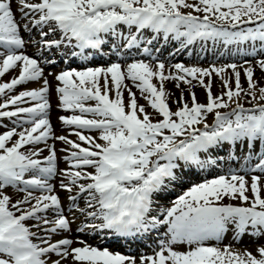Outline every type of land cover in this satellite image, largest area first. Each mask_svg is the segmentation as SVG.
<instances>
[{"label": "snow or ice", "instance_id": "6c2138e0", "mask_svg": "<svg viewBox=\"0 0 264 264\" xmlns=\"http://www.w3.org/2000/svg\"><path fill=\"white\" fill-rule=\"evenodd\" d=\"M145 29L183 47L235 45L253 60L166 69L143 47L147 61L119 62L140 50ZM106 37L121 40L108 49L118 62L69 66L73 58L84 64L100 55ZM29 45L33 56L24 51ZM258 57H264V0H0V78L18 72L0 82V128L7 129L0 133V264H264V58ZM46 67L59 71L45 75ZM168 83L179 92L175 111ZM19 86L25 90L14 94ZM53 98L71 113L58 117L68 135L55 133ZM57 141L65 147L58 150ZM237 145L238 169L231 166L241 160ZM223 148L231 158L225 174L191 184L171 206L157 203L195 170L218 165L211 154ZM245 236L255 254L235 247ZM109 244H138L151 254L113 252Z\"/></svg>", "mask_w": 264, "mask_h": 264}, {"label": "rangeland", "instance_id": "374dc122", "mask_svg": "<svg viewBox=\"0 0 264 264\" xmlns=\"http://www.w3.org/2000/svg\"><path fill=\"white\" fill-rule=\"evenodd\" d=\"M28 51H31L32 53L29 52V54H27ZM233 51H234V54H235L236 50H233ZM35 52H36V49H35L33 46H31L30 48L26 49V51H25V53H26L27 55H29V56H33ZM219 52L222 53V51H219ZM205 55L207 56V54H205ZM260 58H262V57H260ZM211 62H212V61H211ZM188 63H189V62H188ZM188 63H187V64H188ZM227 63H228L227 61L224 62V64H227ZM210 64H213V63H210ZM62 65H63V64H61L60 67H61ZM188 67H189V66H188ZM198 67H202V66L199 65ZM58 69H59V68H56V69H51V68H50V70H49V69H47V70H49V71H58ZM47 70H45V71H47ZM17 73H18L17 71H12V72H10L9 75H8V77H7V79H6V81H9L12 77H14L15 75H17ZM259 73H260L259 69H256V77H260V76H261V73H260V74H259ZM241 75H242V76H241V82H242V83L244 84V86L246 87L247 85H246V82H245V78H244L243 74H241ZM6 81H5V82H6ZM214 81H215V83H216V89H214V92H213L214 95H215V94H219L220 89H219V82H218L219 80H218V79H214ZM154 83H155V81H154ZM36 86L38 87L39 85L35 83L34 86H32V87L29 86V88H35ZM22 90H24V88L17 89V90H16V93H18L19 91H22ZM136 90H137V89H136L135 87L132 88V91H133V92H136V94H137L138 103L141 104V105H145V104H146V101H145L144 99L140 98V93H139L138 90H137V91H136ZM166 90L175 93V95H173V96L171 97V99L169 100V104H170L171 109H172L173 111H175L177 105H176L173 101L176 99V97L179 96V92L173 88V86H172L171 83H168V84L166 85ZM194 91L196 92V95H197V97H198V100H199L200 102H204V99H205V91H204V89L197 87V88L194 89ZM199 92H200V93H199ZM16 93H14V94H16ZM124 95H125V101H127V93H125ZM177 95H178V96H177ZM198 95H199V96H198ZM139 99H140V100H139ZM170 101H171V102H170ZM246 105H247V104H246ZM246 107H247V106H246ZM248 107H250V105H248ZM146 108H148V107H146ZM150 110H151V109L148 108V110H146V111H147V112H151ZM54 114H56V113L54 112ZM209 122H211V117H209ZM4 131H6V130L0 128V133H2V132H4ZM60 132H62V130H61ZM88 134L93 135V136L98 135V133H86V135H88ZM50 143H51V141H50ZM56 143H57V142H56ZM56 147H57V149L59 150V149L61 148V144H60V143H57V144H56ZM245 151H246V150H245ZM235 154H236V156H239V157H241V159H242V157H243V152L240 151V147H239V151L236 150ZM63 155H64L63 153L58 152V156H59V157H62ZM239 162H240V163H243V160H240ZM58 166H59L60 168H65L66 164L63 162L62 159H60V160L58 161ZM214 178H215V177H214ZM208 179H212V178H208ZM178 190H180V189H178ZM9 191H10V192H15V189H9ZM65 195H66V193H61V196H62V197H64ZM167 207H168V206H167ZM73 229H74V232H75V226H74ZM235 247H236V246H235ZM146 249H147L146 247H143V246H142L141 248L137 249V253H135V254H133V255H139L140 253H145ZM251 251L253 252V254H255V249H254V250H251ZM145 254H148V253H145Z\"/></svg>", "mask_w": 264, "mask_h": 264}, {"label": "bare ground", "instance_id": "6f19581e", "mask_svg": "<svg viewBox=\"0 0 264 264\" xmlns=\"http://www.w3.org/2000/svg\"><path fill=\"white\" fill-rule=\"evenodd\" d=\"M184 11H190V10H184ZM26 37V36H25ZM212 45L214 46V47H217V48H219L220 46H222L221 44H215V43H212ZM232 47V45H230V46H228L227 48H225V49H227L226 51H224V52H227L230 48ZM219 50V49H218ZM31 52V51H30ZM219 52V51H218ZM32 53V52H31ZM229 53H231V54H229ZM158 57V59L159 60H162V61H164L165 62V64H166V69H168L171 65H173L172 63H171V57H173V56H171V55H168V56H164V55H159V56H157ZM174 58V57H173ZM260 58V57H259ZM262 58H264V57H262ZM175 59V62L176 63H181V64H183V61L181 60V58H177V57H175L174 58ZM176 59H179V61H176ZM253 60V57H248V56H241V55H239V54H233L232 52H228V53H225V54H217L216 55V57H214L213 59H212V62L211 61H208V60H197V59H191V60H189L190 61V64L189 65H187V64H184L185 66H190V67H192V66H196V67H198L199 65L200 66H202L201 68H208V67H210L211 65H213V64H215L217 67H219V66H221V65H224V62H228V63H237V64H243V63H245V61H248V62H251ZM199 62H202L201 64H199ZM210 63H213V64H210ZM247 66V65H246ZM172 71H174V69H171ZM241 74H243V71L241 70ZM260 74V73H259ZM242 76V75H241ZM219 82V81H218ZM37 87V86H36ZM214 89H216V83H215V81L213 82V92H214ZM137 91V90H136ZM200 93V92H199ZM178 96V95H177ZM199 96V95H198ZM53 100L54 101H56L55 100V98H53ZM140 100V99H139ZM171 102V101H170ZM145 106H146V104H145ZM246 106H248V105H245V107ZM147 107V106H146ZM54 110L56 111V112H62V111H60L57 107H54ZM146 110H148V108H146ZM150 111H152V110H150ZM55 112V113H56ZM52 122H53V125H54V127H55V130L58 132L59 130H61V128H62V126H61V123H60V121L58 120V117L56 118L55 116L52 118ZM57 144V143H56ZM66 167V166H65ZM184 189H181V191H179V194H180V192H182ZM178 194V195H179ZM177 195V196H178ZM229 238H231V233H229ZM225 243H227L228 242V240H225L224 241ZM261 243H264V241H261ZM75 246H78V245H75ZM244 246V247H243ZM238 247H240V248H238L239 250H241V251H243V250H245V249H247V250H249V251H251V250H254L255 249V245L254 244H252V241H251V239L248 237V236H245L244 237V239H243V241L240 243V244H238Z\"/></svg>", "mask_w": 264, "mask_h": 264}]
</instances>
